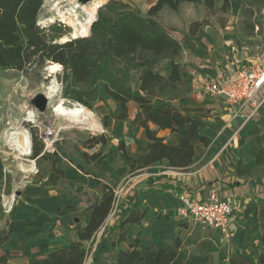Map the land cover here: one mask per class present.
Listing matches in <instances>:
<instances>
[{
  "label": "crops",
  "instance_id": "0c3cea01",
  "mask_svg": "<svg viewBox=\"0 0 264 264\" xmlns=\"http://www.w3.org/2000/svg\"><path fill=\"white\" fill-rule=\"evenodd\" d=\"M156 2L152 0L147 11ZM165 10L158 15V21L172 31L183 47L178 60L182 66V81L174 89L182 90L184 95L171 104L178 108L203 109L209 113V118L203 119L199 130L200 138L206 140L207 146L199 139L194 141L195 157L186 171L174 170L167 160H162L142 171L130 173V162L124 153H110L118 148L121 141L127 156L135 160L148 153V140L143 128L130 123L137 114L136 104L130 103L129 121L110 119L104 126L107 144L98 145L89 153H102L106 155L105 159L101 163L59 161L57 169L63 175L57 182L51 181L53 165L49 160L44 161L46 153L34 159L38 173L31 177L30 183L26 182L27 176L15 175L21 172L17 167L12 169V177L6 179V161L0 159V198L12 189L21 190L17 193L15 204L10 198L0 203V236H6L9 224L13 225L12 236L0 247V255L10 252L9 264H24L43 259L53 251L68 249L76 241L74 235L89 225L92 217L89 208L100 202L103 185L114 189L118 197L113 211L94 238L99 236L100 247L107 248V251L118 238L116 228L123 214L135 209L147 211V215L141 224L125 226L126 241L119 246L123 251L129 250L137 239L142 252L152 244L168 247L177 236L185 240L200 226L191 229L190 222L182 219L180 208L184 202L181 196L200 201L207 197L210 190L218 187L223 200L231 202L235 209L233 237L228 243L219 233L208 231L218 234L223 247L231 253L238 250L257 259L259 237L264 234V163L243 177L238 176L236 171L239 165L248 166L264 151V106L257 116L247 121L245 116H237V111L229 108L221 97L206 95L202 89L208 83L207 78L216 75L219 65L231 62L233 57L242 58L246 64L244 67L264 65V52L260 53L261 41L257 44L254 36L243 37L227 26L221 30L202 27L195 36L188 34L178 39L161 19ZM186 32L189 33L188 30ZM242 42L253 50L243 55H230L229 46ZM158 72L165 77L171 73L170 68ZM135 75L134 89L137 90L140 83L138 75ZM109 105L115 109L112 101ZM188 130L189 125H185L178 129V133L161 130L158 136L165 138L166 143L176 145L180 136ZM15 179L24 180L14 187ZM165 184L173 188L161 191ZM135 195H138V201H133ZM11 207L9 217L5 210ZM67 207L77 210H68ZM60 210L65 213L62 217L58 216ZM208 264H220L219 254L211 253Z\"/></svg>",
  "mask_w": 264,
  "mask_h": 264
},
{
  "label": "trees",
  "instance_id": "16d2710c",
  "mask_svg": "<svg viewBox=\"0 0 264 264\" xmlns=\"http://www.w3.org/2000/svg\"><path fill=\"white\" fill-rule=\"evenodd\" d=\"M45 0H0V69L14 70L26 73L29 70L43 69L49 62L63 67L62 82L65 85L64 98L73 100L87 108H92L94 102L112 101L115 109L108 107L104 117L107 125L110 119L117 122L129 121V104L135 103L137 114L130 123L140 126L148 140V153L140 160H135L126 154L121 141L114 151H122L130 162V173L142 171L153 164L167 160L174 170L186 171L195 157L194 141L207 146L204 138H200L199 130L203 119L209 118V113L198 108H178L172 101L184 95L182 90L174 86L182 81V66L179 58L183 52L181 43L159 21L158 15L164 9L178 12L184 4L203 5L210 13H229L231 4L223 0V6L217 8L215 0H157L145 15L138 14L123 1L109 0L98 10L97 19L92 27V34L87 38H69L62 40L61 27L63 23L41 28L38 25L39 14ZM264 0H241L240 10L247 22L244 33L253 37L255 10L261 11ZM222 28L226 21H219ZM210 26L207 22L196 21L189 27V35L195 36L200 28ZM59 34V35H58ZM170 68V75L165 77L158 70ZM138 75L139 89L131 85L132 74ZM76 104V105H79ZM80 105V106H81ZM82 106V107H84ZM189 125V130L182 134L176 145L166 143L165 138L158 136L161 130L178 133L182 126ZM157 129H155V128ZM36 142V144H35ZM108 139L105 135L92 137L82 143L84 150H93L98 145L105 146ZM44 145L33 139V158L44 154ZM59 149L52 157L53 171L51 181L57 182L63 172L58 171ZM83 161L101 163L106 155L102 153L89 154L82 151ZM264 163V151L248 166L239 165L237 175L246 176ZM79 170H83L81 166ZM173 187L165 184L161 191ZM152 192H156L153 191ZM118 200L116 192L108 185L102 186V198L92 205V217L89 225L74 235L68 249L51 252L43 259L31 260L24 264H85L87 253L86 243L91 242L104 226ZM138 201V195L133 201ZM68 210L76 211L73 207ZM59 211L58 216H64ZM147 211L137 209L126 211L118 227V238L112 243L115 250L113 262L102 259L100 264H208L211 253L219 254L220 264H264V234L259 237L257 247L258 257L242 254L238 250L232 253L221 243V237L212 232L205 233L198 227L185 240L175 237L168 247L152 244L142 252L137 239L130 249L123 251L120 244L126 241L124 228L128 224H141ZM205 230V229H204ZM13 234V225L9 224L8 234L0 236V247ZM71 237V236H70ZM10 252L0 255V264H9Z\"/></svg>",
  "mask_w": 264,
  "mask_h": 264
},
{
  "label": "rangeland",
  "instance_id": "374dc122",
  "mask_svg": "<svg viewBox=\"0 0 264 264\" xmlns=\"http://www.w3.org/2000/svg\"><path fill=\"white\" fill-rule=\"evenodd\" d=\"M96 1L97 9L101 5L105 4L109 0H92L91 2ZM125 3H128L132 9L138 14L145 15L148 11L147 8L152 0H119ZM240 1L241 0H229L231 4V10L229 13L218 12L217 15L210 13L203 5H194V4H184L181 6L178 12H174L170 9L163 12L161 19L162 21L170 27L175 32V36L178 39L188 36L189 24L194 21L207 22L214 29H220L221 25L220 20L226 21V26L233 29V31H238L245 37L244 29L246 28V21L241 15L240 10ZM74 4L84 5L79 2V0H45V4L38 17V25L41 28L49 27L51 25H57L62 34V40H67L73 36H77L75 26L78 22H85L87 16L84 14H79L78 17L74 18H61L58 13V8L63 9L67 6H72ZM215 6L220 8L223 6V0H215ZM98 10L96 12L97 19ZM251 23H255V33L254 37L256 43L260 44V53L264 52V6H262L261 11L257 8L255 10L254 17L250 18ZM62 24L60 28L59 24ZM209 26V27H210ZM226 27V28H227ZM245 27V28H244ZM58 34V35H59ZM230 55L233 56L243 55L244 53H250L253 50L250 46H247L244 42L241 44H231L230 46ZM239 57V56H238ZM233 57L232 61L227 63L220 64L216 69L217 73L212 78H207V82L216 78V76L225 77L232 68L239 69L251 68L257 65L244 67L246 64L242 58ZM235 63L237 67H233L232 64ZM49 65L47 64L43 69H34L29 70L26 73L17 72L14 70H2L0 69V159L1 161H6V179L11 178L13 174L14 167H17L19 170L22 166L32 169L33 173L24 174L19 172V174L27 176V183L31 182V177L37 175L38 170L36 164L31 163L35 161L33 158V139L37 138L38 144L44 145L43 152L46 153V157H52L56 151L59 149V159L60 161H83L80 153L84 151L82 148V143L84 141L90 140L92 137L105 135L104 117L108 113L109 101L107 104L103 102H94L92 108H87L84 105H81L73 100L64 98L65 85L62 82L64 75L63 69L60 67L58 72L50 73L48 70ZM167 67H162L158 71L165 72ZM136 81V75L132 74L131 85L134 88V83ZM57 87L58 93L54 96L51 101V105L45 114H40L33 105V100L41 94H45L50 87ZM64 102L66 106H74L79 104L84 106L87 110L91 111L94 115L96 123L100 128L96 130H88L83 128L79 124H68L67 119L61 117L52 110V106L55 104H60ZM112 109V108H111ZM113 110V109H112ZM36 113V119H30L31 113ZM204 122V120H203ZM27 132L30 135L31 139V155L29 157H20L22 160L26 159L28 161L21 162L17 160V157L9 156L8 154L14 153L11 151L8 145L6 144L7 134H12V132ZM51 134V136H49ZM5 143V144H4ZM36 144V142H35ZM6 145V146H5ZM87 153H92V150H88ZM19 158V154H17ZM44 159V158H43ZM45 161V159H44ZM22 164V165H20ZM21 166V167H20ZM18 170V171H19ZM21 171V170H20ZM22 180V179H20ZM20 180H14V187L20 184ZM24 180V179H23ZM22 180V181H23ZM20 189H12L10 192H6L5 195H1L0 203L3 204L6 198L13 199L16 203L18 200V192ZM13 204V205H14ZM12 210L10 211V213ZM9 213V217L10 214ZM9 221V220H8ZM72 221V220H71ZM191 229L198 227L193 221L189 223ZM205 233L209 231L207 229L202 230ZM211 232V231H210ZM109 240V238H108ZM101 238L99 236L94 239L91 243L85 244L84 249L87 253V260L85 264H100L103 261L107 263L113 262L115 258V250L113 247L109 246V251L107 248H101ZM109 245V242H108Z\"/></svg>",
  "mask_w": 264,
  "mask_h": 264
},
{
  "label": "built area",
  "instance_id": "2783aa9c",
  "mask_svg": "<svg viewBox=\"0 0 264 264\" xmlns=\"http://www.w3.org/2000/svg\"><path fill=\"white\" fill-rule=\"evenodd\" d=\"M232 66L237 67L235 63ZM202 90L206 95L221 97L229 108L237 111V116H245L247 121L253 119L264 106V65L232 68L227 76H216ZM34 162L31 163L35 165ZM181 200L184 205L180 215L184 221H193L202 229L215 231L230 243L235 209L231 202L223 200L218 187L210 190L203 200L191 201L186 196H181ZM11 210L12 207L5 211L10 213Z\"/></svg>",
  "mask_w": 264,
  "mask_h": 264
},
{
  "label": "bare ground",
  "instance_id": "6f19581e",
  "mask_svg": "<svg viewBox=\"0 0 264 264\" xmlns=\"http://www.w3.org/2000/svg\"><path fill=\"white\" fill-rule=\"evenodd\" d=\"M96 3L97 2L94 1L87 5L74 4L72 6H67L63 9L58 8V13L61 18H68V19L78 17L80 13L86 15L87 19L85 22L80 21L76 24L75 34L77 36H87L89 34L90 24L96 18V12H97ZM60 67L61 65L59 64H52L49 65L48 69L50 73L55 74L60 70ZM57 93H58V89L57 87L54 86V87H50L45 93V95L52 101V99ZM52 110L61 117L67 119L68 124H72V125L79 124L82 125L83 128H87L88 130H96L100 128V126L96 123L94 119L95 114L93 115L91 111L87 110L85 107H82L80 105H74L69 107L66 106L64 102H62L60 104L53 105ZM29 117L30 119H36L37 115L36 113L33 112L30 114ZM6 144L8 145L9 149H11V151H15L14 153L8 154L9 156H13L14 158L17 157L16 159L21 162L28 161L26 159L22 160L20 158V157H29L31 155V139H30V135L27 132L17 131L14 133L12 132V134L11 133L7 134ZM17 154H19V158ZM20 170L24 174L33 173L31 169H28L24 166H22Z\"/></svg>",
  "mask_w": 264,
  "mask_h": 264
},
{
  "label": "water",
  "instance_id": "95a60500",
  "mask_svg": "<svg viewBox=\"0 0 264 264\" xmlns=\"http://www.w3.org/2000/svg\"><path fill=\"white\" fill-rule=\"evenodd\" d=\"M90 1H92V0H79V2L82 3V4H86V3L90 2ZM101 7H102V5L100 7H98L97 10H99ZM95 22H96V19H94L92 21V23L90 24L89 34L87 36H73L72 38H87V37H90L91 34H92V27H93ZM52 64H54V63H52V62L48 63V65H52ZM62 69H63V67H62ZM33 105H34L35 109L40 114H45L46 111L48 110L49 106L51 105V100L45 94H41V95H38L33 100Z\"/></svg>",
  "mask_w": 264,
  "mask_h": 264
}]
</instances>
